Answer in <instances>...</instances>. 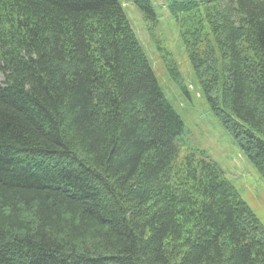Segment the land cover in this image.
<instances>
[{
  "label": "trees",
  "instance_id": "16d2710c",
  "mask_svg": "<svg viewBox=\"0 0 264 264\" xmlns=\"http://www.w3.org/2000/svg\"><path fill=\"white\" fill-rule=\"evenodd\" d=\"M161 3L264 178V0ZM183 131L121 0H0V264H264V225Z\"/></svg>",
  "mask_w": 264,
  "mask_h": 264
},
{
  "label": "rangeland",
  "instance_id": "374dc122",
  "mask_svg": "<svg viewBox=\"0 0 264 264\" xmlns=\"http://www.w3.org/2000/svg\"><path fill=\"white\" fill-rule=\"evenodd\" d=\"M121 1L159 85L183 119L179 155L193 151L214 160L264 225V178L211 110L187 57L178 28L162 0H153L160 14L156 25L146 22L130 0ZM169 62L170 65L177 63L180 81H176L167 70Z\"/></svg>",
  "mask_w": 264,
  "mask_h": 264
}]
</instances>
